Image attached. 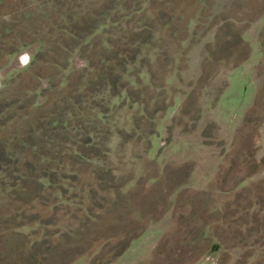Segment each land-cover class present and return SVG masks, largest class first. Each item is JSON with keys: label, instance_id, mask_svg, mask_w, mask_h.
I'll return each instance as SVG.
<instances>
[{"label": "rangeland", "instance_id": "rangeland-1", "mask_svg": "<svg viewBox=\"0 0 264 264\" xmlns=\"http://www.w3.org/2000/svg\"><path fill=\"white\" fill-rule=\"evenodd\" d=\"M222 1L0 0V87L13 96L34 90L38 103L12 109L5 137L43 136L35 130L42 114L49 124L72 108L110 109L92 140L85 130H57L49 145L40 142L48 156L22 155L46 171L37 178L45 203L32 210L38 220L17 218L0 231L1 259L264 264V0H226L219 9ZM113 5L120 22L85 50L67 45L74 26ZM108 44L129 66L120 97L110 87L96 104L77 79L109 71L99 64Z\"/></svg>", "mask_w": 264, "mask_h": 264}, {"label": "trees", "instance_id": "trees-1", "mask_svg": "<svg viewBox=\"0 0 264 264\" xmlns=\"http://www.w3.org/2000/svg\"><path fill=\"white\" fill-rule=\"evenodd\" d=\"M104 9L105 10H102V13L99 14L102 15L100 17L101 19L100 18L92 19V20L85 19V22L87 23L86 27L81 26L79 29H78V25L74 26L73 31L71 32L72 39H70L71 41L68 42L67 45H69L70 47L72 46V48L82 47L83 50H85L88 47V42L100 30L102 31L104 28L110 26V24L112 25V23L115 24L117 22H120L119 20H113L109 13L117 9L116 5L115 6L113 5L111 9H108L106 7ZM136 10L140 11V9H136ZM108 42L110 43V41ZM112 50L113 51H111L108 44L107 47L106 46L103 47V52H100L105 56L101 58L99 64H101L104 68L109 69V71L107 70L108 72L101 73L100 76H97L94 79L90 78L86 80L85 78L87 74L86 73L87 70H86L80 73V75L78 76L79 80L77 79L78 83L83 84L87 87L83 97L87 100H91V102L96 104L98 102L96 101L97 98L102 96V94H104L108 88L113 87L112 91H114V93L112 95L114 97H120L121 92L123 91L122 87L124 88L125 86V84L121 81V79L124 73L126 72L129 63L127 62L126 57L123 55L120 49L117 50L112 49ZM111 59H116L117 64H114V66H112V63H110ZM68 64L69 62L66 61L65 65ZM27 90H28L27 92H29V95H26L24 91H17L16 93H14L13 96L12 92H10V89L7 88V86L0 87V173H2L3 175V177L0 178V192L4 190V192H6L4 194L7 195L6 197H4L5 198L4 201L0 199V231L1 232L3 231L2 234L5 235H6V230L11 228L14 229L17 226L18 221L22 219V217L28 216L31 217V220H33L34 218L38 220L40 218V215L38 214H40L41 212L31 215L33 214L32 210H34L37 207H40L41 203H45V201L41 197L43 193L42 190L44 183L37 179V178L42 179L41 178L42 176L39 175L38 172L42 171L43 168L39 167L34 162L30 161V159L27 160L24 159L22 155L25 152H27L28 149H32L33 151L36 150L37 153L39 152L40 154L43 155L47 154L45 156H48L49 151L48 152L44 150L42 151L40 142L46 139L49 145L51 143V142L49 143V141H51L52 138H50V136L48 135H53L55 132H57V130L61 131V136L62 134L65 133L70 134V132L73 133L74 135L77 133L78 135H81L80 132L82 130H85L87 132L88 137H90V133L96 132L95 131L97 128L96 123L97 122L104 123L107 120L106 115L110 110V109H106V111L100 113L101 116H99V114L96 113V107L94 110L90 111L91 113L88 111L83 112L80 110L79 113L81 114L77 113L78 111L72 108V110L75 111L74 113L71 111L69 112V116L64 115L62 119L59 118L57 120L55 119L54 121L51 120L52 124L51 123L48 124V121H46L45 124L42 119L44 115L42 114L43 116L41 115L39 117L38 124L35 130L38 131L39 129V132H41V130L44 129L46 134L40 137L32 138L31 141H27V139H25V141H21L18 137H16V142H13L11 138L8 139L7 137H5L2 131L3 129L6 128L5 124L8 121H10L12 118L16 117L14 113H11L12 109H15L16 106L22 104H24L23 109H25L29 105H31V107H38L36 96L35 97L34 95L32 96L34 90L31 89H27ZM20 92L21 93L23 92L22 94L26 95V98L23 99L22 96L24 95L21 96ZM101 106L108 108L104 104H102ZM84 113H86V116L82 115ZM96 116L98 117V120ZM83 117H85V120L84 122L83 121L81 122L82 127L81 126L77 127L74 121H72L73 119L78 120V119H82ZM89 139L92 140L93 138L90 137ZM85 143L92 144V141ZM74 144L76 145L77 142H74ZM57 155L58 153L55 152L53 156H57ZM43 172H45L44 174H46L45 170H43ZM57 198H59L60 200V197ZM5 201H7V203H4ZM59 204L60 203H57L56 206H58ZM17 218L18 221H16ZM54 220H56L55 217ZM31 224L37 225L40 223L39 221H34L31 222ZM23 225H25V223ZM2 236L4 237V235ZM42 243L45 242L39 243V246H45ZM124 244H127V247L131 246L128 241L124 242ZM124 248L123 250L119 251L118 255L123 254L128 249L127 248L125 250ZM4 259L5 260L0 258V264H21L16 262L18 260L10 261L8 257ZM43 260H45L44 262H46L47 257H43ZM44 262L42 263V261H40L39 264H44Z\"/></svg>", "mask_w": 264, "mask_h": 264}, {"label": "crops", "instance_id": "crops-1", "mask_svg": "<svg viewBox=\"0 0 264 264\" xmlns=\"http://www.w3.org/2000/svg\"><path fill=\"white\" fill-rule=\"evenodd\" d=\"M224 2H229V1L223 0L222 3L220 4V7H218L219 9L222 8V7H224ZM137 246H138V244H136V245H134L133 247H131L130 252L132 251L133 248L136 249ZM149 247H150V246H149ZM140 256H144L143 252L140 254ZM135 259H136V258H135ZM134 261H136V260H134Z\"/></svg>", "mask_w": 264, "mask_h": 264}, {"label": "snow or ice", "instance_id": "snow-or-ice-1", "mask_svg": "<svg viewBox=\"0 0 264 264\" xmlns=\"http://www.w3.org/2000/svg\"><path fill=\"white\" fill-rule=\"evenodd\" d=\"M25 59H27V58H25Z\"/></svg>", "mask_w": 264, "mask_h": 264}]
</instances>
